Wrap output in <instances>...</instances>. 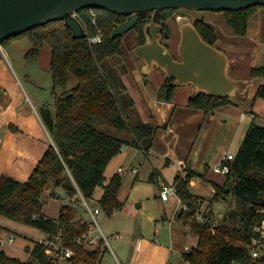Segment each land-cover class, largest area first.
<instances>
[{
  "label": "trees",
  "instance_id": "trees-1",
  "mask_svg": "<svg viewBox=\"0 0 264 264\" xmlns=\"http://www.w3.org/2000/svg\"><path fill=\"white\" fill-rule=\"evenodd\" d=\"M261 6L264 5L223 11L225 20L236 34L246 35L250 17ZM170 9L163 10V18L169 17ZM125 16L102 8L83 9L80 19L88 34L81 38L74 37L63 20L50 21L25 32L32 40L25 54L27 61L38 58L45 42L52 47L56 111L46 103L39 113L54 144L49 145L28 179L0 176V214L37 227L51 238L61 239L75 252L69 259L71 264H101L108 248L103 238L94 247L75 240L88 232L90 224L78 214L74 205H61L57 218L45 213L43 193L47 186L53 182L55 186H63L68 196H76L80 191L87 199L93 198L97 187L101 186L103 193L97 204L102 210L108 215L122 210L125 202L119 198V191L123 176L116 172L107 180L109 162L125 145L141 149L147 156L158 130L169 124V121L160 124L153 118L142 117L122 78L120 65L113 64L114 57L122 55L123 37L111 34L114 24L124 21ZM150 17L148 13L134 27L139 32L138 44L146 40L144 25ZM195 24L206 41L216 44L218 31L213 24L204 19H196ZM99 28L102 40L91 42L89 37ZM8 39L2 44L8 43ZM72 75L78 81L68 87ZM255 76L264 78V63L251 69V77ZM173 81L167 78L159 88L160 100H172L177 87ZM233 99L198 92L190 96L187 106L203 109L208 114L232 103ZM258 99H264V79L258 83L255 100ZM258 116L255 113L230 162L231 171L226 174V182L215 184L214 200L232 197L236 202L220 221L214 220L212 210L205 211L203 218L195 216L204 198L191 190V180L204 177L203 173L187 167L185 173L180 171L175 177L176 192L190 209L189 212L181 210L180 215H184V221L189 222L198 235L197 244L183 253L188 264H264V250L258 256L252 255L254 249H263L264 243V124ZM29 251L43 264H55L46 254L44 244L35 242ZM0 254L2 259L20 262L5 250Z\"/></svg>",
  "mask_w": 264,
  "mask_h": 264
},
{
  "label": "crops",
  "instance_id": "crops-1",
  "mask_svg": "<svg viewBox=\"0 0 264 264\" xmlns=\"http://www.w3.org/2000/svg\"><path fill=\"white\" fill-rule=\"evenodd\" d=\"M210 23L216 27L214 23ZM241 36H243L241 41H230L227 47L232 56L235 53L234 58L236 60H245V58L251 60L247 64L249 70L245 73L248 74L246 78H250L251 69L264 63V52L260 51V48L264 45V6L256 9L249 19L247 34ZM219 38L218 33L216 43ZM1 48H4L3 44L0 45V50ZM1 53L0 176L9 175L25 180L28 179L37 163L42 159L49 145L54 144L52 136L39 113V109L44 104H51V102L50 99L39 95L40 85L38 80L29 72L25 74L26 84L21 80L15 69L14 62L16 60L12 59L10 55L11 51L1 50ZM231 65L232 59L230 56V67ZM255 85V90L250 92L249 88L244 99L233 97L232 103L217 107L208 114L203 109L187 106L190 96L197 93L196 89L189 91V97L186 98V101H181L182 103L176 102V100L173 101L174 98L171 101L155 99V108L148 106L146 120L153 118L160 124L165 121H169V124L167 128L158 130L151 151L147 155L148 160H150L148 165L156 167L153 168L150 178L160 181L162 189L164 184H174L176 175L182 169L192 168L204 174V177L198 176L191 180V190L205 199L201 204L203 207L201 210L208 207L216 215L223 216L227 210L234 208L236 202L232 197L219 200L213 199L215 184L222 185L226 182V174L216 172L213 167L221 162L223 155L227 152L234 154L238 152L255 113L259 114L258 119L261 121V113L256 107L258 100H255L258 84ZM157 100L163 101L165 105L159 108L156 104ZM244 112H246L245 115H243ZM126 147L122 148L123 152ZM134 150L144 154L141 149L134 148ZM167 156H170L169 167L173 163L177 164L178 167L164 172L165 175H163L159 172V166L154 164V160H158L161 164ZM126 157L124 155L120 160L124 161ZM114 159L115 157L111 159L107 167L113 163ZM142 159L145 164V157ZM128 166L123 167V164H120L117 169L115 167L109 174L106 170L107 180L114 173L120 172V167L125 171L134 173L131 169L136 166L132 163ZM134 174L140 177V171ZM121 188L119 198L125 202L123 209L128 212L129 204L123 198ZM195 188L198 190H195ZM159 197L161 198L160 193ZM169 200L163 201L166 203ZM143 205L144 202L142 201L136 203L138 209ZM179 206L172 218L164 215L161 223L156 222L153 230L154 235H150L149 231L144 229V224L139 228V231L131 232V234L127 233V235L125 232L119 233L121 231L117 230L118 232L114 234L115 237H123L124 235L130 237L129 247H125L127 251L124 253L126 264H188L183 259V253L190 250L187 249V246L191 248L197 244L198 235L192 231L189 222H185L180 215L183 204ZM119 211H116L113 215ZM184 237H193L195 239L194 245H190L188 242L183 243ZM261 247H264V243ZM114 257L117 264H123L115 250ZM105 264L109 263L106 262Z\"/></svg>",
  "mask_w": 264,
  "mask_h": 264
},
{
  "label": "rangeland",
  "instance_id": "rangeland-1",
  "mask_svg": "<svg viewBox=\"0 0 264 264\" xmlns=\"http://www.w3.org/2000/svg\"><path fill=\"white\" fill-rule=\"evenodd\" d=\"M182 17H189L192 21L195 19H204L205 21H209V23H214L218 29L220 37L216 45L224 49L232 59V65L229 72L236 78L248 77V74L245 73H247L249 70L247 64L251 60L248 58H245V60H236L234 58L235 53L232 56L227 47V44L230 41H241L243 36L236 35L234 33L233 28L225 21L224 12L221 10L170 9L169 17L167 18V25L172 37H165L162 41L168 44L176 57H179L178 43L180 39V30L178 22ZM122 37L123 52L122 55H116L114 57L113 64L120 65V72L122 78L128 86L129 93L134 97L136 106L141 112L142 117L146 119L147 110L149 109L148 106H153L155 108V99H159L158 90L168 77L166 72L157 66L154 67L150 73H143L142 68L145 65V62L143 58L136 55L134 52V48L139 43V32L135 28L124 33ZM31 46L32 40L30 39L29 34L25 33L10 37L8 39V43L4 44V48H1V50H5L6 52L11 51L10 55L12 59L16 60L14 62L15 69L25 84V74L28 72L38 80L40 85L39 95L45 97L46 99H50V107L53 111H56L53 77L51 72L52 47L48 41L45 42L41 47L38 58L33 61H26L25 54L31 48ZM262 46L263 47L260 48V51L264 52V45ZM245 65L247 66L245 67ZM77 81L78 79L76 76L72 75L68 83V87L74 86ZM255 88L256 85L251 86L250 92L255 90ZM194 90L195 87L192 84L177 86L174 91L173 101L176 100V102L179 103H182L181 101H186V98H188L190 95L189 91ZM256 107L262 116L261 123L264 124V99H258ZM124 155L127 156L126 159L124 161L120 160V158ZM114 157L115 159L113 160V163L106 169L108 174L111 173L112 169L115 167L117 169L118 165L120 164H123V167H129L128 165L132 163L136 167L141 165V178L137 177L131 171H120L122 172L121 174L123 176V185L121 191L123 198H125L126 202L129 204L128 212H125L123 209L115 215H108L102 210V212L97 215L99 225L102 226L104 232L107 235L106 237L109 240L108 242L105 238L108 250L101 264H105L106 262L109 264H117L114 257V250L121 261H123V264H126L124 253L127 251L126 248L129 247L128 244H130V237L125 235L123 237H115L114 234L118 232L117 230L121 231L119 233L125 232L127 235V233L131 234V232L139 231V228L144 224V229L149 231L150 235H154L153 230L156 222L161 223L162 217L164 215L172 218L176 210L180 207L179 205H181V203L178 202L179 205L177 206L178 199L176 195H172L170 200L166 202L167 204L159 197V193L161 191V182L158 180H152L150 178V174L155 166L148 165L150 160H148L149 158H147V156L139 151H135L133 147L127 146L124 152L121 151ZM144 157L145 164L141 163L143 160L142 158ZM165 161L166 160L160 164L158 160H154V164L159 166V172H161L163 175H165L164 172L170 171L174 167H178L175 163L170 164L169 167L168 164H165ZM181 172L184 173L185 170L182 169ZM102 190L103 188L98 186L94 197L88 199L92 208L98 205L97 199L101 196ZM195 190L198 189L195 188ZM43 201L45 213L52 218H57L61 205L67 203L74 205L78 210V214L83 219L87 220L89 224H91L93 221L89 211L86 209V206L83 203V199L79 196H68L63 186H55L53 182L50 183L43 193ZM141 201L144 202V205L138 209L136 203ZM201 208L203 207L201 206L200 211H197L195 214V216H198L199 218H203L205 211L211 210H209L208 207L202 210ZM229 210H227V212ZM183 216L184 215L181 217L183 218ZM213 216L216 222L220 221L223 217L216 215L214 212ZM10 234L14 235V241L11 244L5 243V245H0V249L6 250L9 255L16 256L19 259L26 258V252H29V248L34 246L35 241L46 236V233L37 227L15 221L0 214V235L8 238ZM59 240L60 239H57L56 242H59ZM186 242H188L190 245H194L195 239L193 237H184L183 243ZM259 249L260 250H258V252L260 255L264 250V247L263 249Z\"/></svg>",
  "mask_w": 264,
  "mask_h": 264
},
{
  "label": "water",
  "instance_id": "water-1",
  "mask_svg": "<svg viewBox=\"0 0 264 264\" xmlns=\"http://www.w3.org/2000/svg\"><path fill=\"white\" fill-rule=\"evenodd\" d=\"M264 0H0V45L5 39L29 31L54 20H63L76 38L86 37L87 29L75 14L85 8H102L124 14L126 20L116 22L112 36L123 35L135 27L138 21L151 12V19L144 25L146 40L134 48L136 55L143 58L144 74L154 67L173 78L176 86L192 84L196 92L216 97L244 99L250 86L258 84L263 77L236 78L229 72L230 56L216 44L204 39L195 21L189 17L179 19V57L162 40L172 34L164 29V9L195 10H241ZM160 108L165 105L157 100ZM170 156L166 157V164Z\"/></svg>",
  "mask_w": 264,
  "mask_h": 264
},
{
  "label": "built area",
  "instance_id": "built-area-1",
  "mask_svg": "<svg viewBox=\"0 0 264 264\" xmlns=\"http://www.w3.org/2000/svg\"><path fill=\"white\" fill-rule=\"evenodd\" d=\"M89 10H95V9H90L86 8ZM94 13V12H92ZM75 14L81 18V10L76 11ZM103 34L101 32V29H98V32L90 36L89 39L91 42H100L102 40ZM246 112L243 113L245 115ZM234 153L232 152H227L226 154L223 155L221 162H219L217 165L213 167V169L216 172L222 173V174H227L231 171V165L230 162L234 160L235 158ZM141 163H144V160L141 161ZM141 169V165L137 167H133L131 170L134 173H138ZM120 171H125L123 168H119ZM172 195H176L178 198V202L183 204L182 211H190L189 207L184 203V201L181 199V197L177 194L176 192V187L174 184H164L163 188L160 191V196L163 200H169ZM76 196L81 197L83 199V203L86 206V209L89 211L92 222L89 225V230L88 232L79 235L75 238V240L79 243H84L86 246H91L94 247L96 246L99 241L103 238L104 239V245L107 246L106 244V235L104 231L102 230L101 226L99 225V222L97 220V215L102 211V208L99 205H96L94 208L91 207L89 204L88 199L79 191ZM98 225V226H97ZM119 236V234H117ZM14 235L10 234L8 238L3 237L0 235V245H5V243L11 244L14 241ZM106 238V239H105ZM57 239L51 238L49 236L42 237L35 242H39L45 245V252L46 254L53 259L55 264H71L70 258L75 255L74 250L66 245L61 239L59 242H56ZM109 242V240L107 239ZM187 249H190L189 246H187ZM1 251V249H0ZM27 256L24 259H20V262H12L8 261L5 259H2V256L0 254V264H43L41 260H39L38 257L32 254L31 251L26 252ZM253 256H258L259 252L257 249H254L252 251ZM102 262V260H101Z\"/></svg>",
  "mask_w": 264,
  "mask_h": 264
},
{
  "label": "flooded vegetation",
  "instance_id": "flooded-vegetation-1",
  "mask_svg": "<svg viewBox=\"0 0 264 264\" xmlns=\"http://www.w3.org/2000/svg\"><path fill=\"white\" fill-rule=\"evenodd\" d=\"M151 13V12H150ZM150 16H151V14H150ZM126 18H127V16H125V20H126ZM163 18V17H162ZM151 19V18H150ZM149 19V20H150ZM165 19V18H164ZM166 20V23H165V25H164V29H167L166 27H168V25H167V19H165ZM194 21H196V19L194 20ZM122 22V21H121ZM165 38V37H164ZM163 38V39H164ZM167 44V43H166ZM168 45V44H167Z\"/></svg>",
  "mask_w": 264,
  "mask_h": 264
}]
</instances>
